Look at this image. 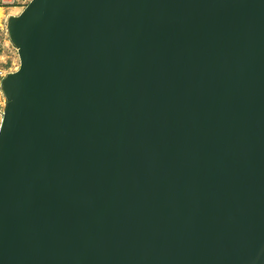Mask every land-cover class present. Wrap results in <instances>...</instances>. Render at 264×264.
Returning a JSON list of instances; mask_svg holds the SVG:
<instances>
[{"label":"water","instance_id":"1","mask_svg":"<svg viewBox=\"0 0 264 264\" xmlns=\"http://www.w3.org/2000/svg\"><path fill=\"white\" fill-rule=\"evenodd\" d=\"M7 31L0 264H264V0H30Z\"/></svg>","mask_w":264,"mask_h":264},{"label":"rangeland","instance_id":"2","mask_svg":"<svg viewBox=\"0 0 264 264\" xmlns=\"http://www.w3.org/2000/svg\"><path fill=\"white\" fill-rule=\"evenodd\" d=\"M30 0H15L6 2L3 6L5 16L0 18V68L7 73L15 71L20 66L18 51L12 44L7 33V19L11 15H18Z\"/></svg>","mask_w":264,"mask_h":264},{"label":"built area","instance_id":"3","mask_svg":"<svg viewBox=\"0 0 264 264\" xmlns=\"http://www.w3.org/2000/svg\"><path fill=\"white\" fill-rule=\"evenodd\" d=\"M14 1L15 0H2L3 4H5L6 2L11 3ZM7 74H8L7 71H4L3 69L0 68V130L2 127L6 106H7V98L2 90V81Z\"/></svg>","mask_w":264,"mask_h":264},{"label":"bare ground","instance_id":"4","mask_svg":"<svg viewBox=\"0 0 264 264\" xmlns=\"http://www.w3.org/2000/svg\"><path fill=\"white\" fill-rule=\"evenodd\" d=\"M5 15L6 14L4 8L0 7V18L4 17Z\"/></svg>","mask_w":264,"mask_h":264},{"label":"trees","instance_id":"5","mask_svg":"<svg viewBox=\"0 0 264 264\" xmlns=\"http://www.w3.org/2000/svg\"><path fill=\"white\" fill-rule=\"evenodd\" d=\"M4 4H3V2H2V0H0V6H3Z\"/></svg>","mask_w":264,"mask_h":264}]
</instances>
